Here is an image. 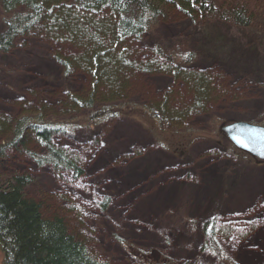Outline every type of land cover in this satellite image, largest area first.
Instances as JSON below:
<instances>
[{
    "label": "rangeland",
    "instance_id": "obj_1",
    "mask_svg": "<svg viewBox=\"0 0 264 264\" xmlns=\"http://www.w3.org/2000/svg\"><path fill=\"white\" fill-rule=\"evenodd\" d=\"M173 11L170 19H159L149 37L176 52L183 48L195 52L180 69L196 74L213 71L212 78L228 89L213 108H207L215 116L205 133L202 121L193 122L200 135L195 134L187 160L161 151L143 125L153 95L168 87L185 90L165 68L169 60L152 56L150 45L144 42L138 61H155L159 68L138 74L129 92L137 103L134 117L121 114L99 124L87 119L83 129L50 138L52 146L78 159L84 177L80 183L71 182L69 172L55 170L50 163L38 166L21 152L20 160L12 157L8 147L0 152V176L28 172L27 196L43 202L44 209H64L68 222L79 230L97 260L110 264H264V234L258 235L264 228V162L229 149L228 157L218 147L227 140L213 130L231 120L264 118V7L248 27L210 18L188 20L186 13ZM59 48L42 34L17 41L0 55V117L34 114V100H46L49 109L58 97L84 94L86 74L80 68L64 73L53 57ZM66 49L77 54L73 48ZM172 57L183 63V55ZM58 112L53 107L52 113ZM166 126L172 129L171 124ZM29 133L24 135L26 147L43 153ZM12 136V130L1 129L0 146L12 141ZM258 181L261 186L247 197L245 186ZM209 218L228 261L201 247L203 238L197 228ZM253 238L257 242H250ZM130 249L145 253L144 259L132 257ZM2 259L0 247V264Z\"/></svg>",
    "mask_w": 264,
    "mask_h": 264
},
{
    "label": "trees",
    "instance_id": "obj_2",
    "mask_svg": "<svg viewBox=\"0 0 264 264\" xmlns=\"http://www.w3.org/2000/svg\"><path fill=\"white\" fill-rule=\"evenodd\" d=\"M263 7L264 0H0V55H5L19 40L44 34L50 42L60 45L53 57L60 61L64 73L80 68L87 76L84 94L71 93L70 98L58 97L52 101L59 111L57 115L52 113L53 106L45 114L38 108L34 114L18 118L0 117V130H12L13 134L12 141L0 146V152L8 147L12 157L18 158L21 152L38 166L50 163L55 170L67 171L79 181L83 172L78 159L52 146L50 138L83 129L87 119L99 124L121 114L133 118L132 110L137 103L129 92L138 82V74L159 68L155 61L146 64L138 61L141 50L137 44L142 46L147 42L158 59L169 60L165 68L173 76V82L180 81L185 90L168 87L153 95L147 103L143 118L148 119L143 125L162 151L187 160L195 134L200 135L193 122L202 121L205 133L215 116L207 108H213L218 98L228 94V89L224 82L212 78L213 71L196 74L180 69L190 63L195 52L184 48L176 52L168 44L153 42L148 35L150 29L159 19L168 20L173 10L199 14L211 21L214 15L226 13L235 23L228 19L221 22L248 27ZM143 31L144 37L140 35ZM66 47L73 48L77 54L69 53ZM156 49L160 50V56L156 55ZM172 55H183V63L175 61ZM66 106L71 110L65 111ZM250 121L264 125V118ZM166 124H171L172 129L167 130ZM213 130L224 139L218 129ZM28 132L43 153L26 147L24 137ZM225 142L218 147L228 157H231L228 149L240 155L228 140ZM218 150L221 157L225 155ZM30 179L25 171L0 176L2 264H103L92 256L85 238L68 222L64 209H44L43 202L27 196L25 190ZM211 226L205 221L200 231L213 238L209 232ZM214 240L210 245L214 244V251L221 256ZM129 251L136 259L144 257L139 251Z\"/></svg>",
    "mask_w": 264,
    "mask_h": 264
},
{
    "label": "water",
    "instance_id": "obj_3",
    "mask_svg": "<svg viewBox=\"0 0 264 264\" xmlns=\"http://www.w3.org/2000/svg\"><path fill=\"white\" fill-rule=\"evenodd\" d=\"M221 130L239 149L264 159V127L237 122Z\"/></svg>",
    "mask_w": 264,
    "mask_h": 264
},
{
    "label": "bare ground",
    "instance_id": "obj_4",
    "mask_svg": "<svg viewBox=\"0 0 264 264\" xmlns=\"http://www.w3.org/2000/svg\"><path fill=\"white\" fill-rule=\"evenodd\" d=\"M187 17H188V20L189 19H193V21H195L197 18H201V19H203L204 17L202 16V15H199V14H190V13H186L185 14ZM173 15H170L169 17H168V19H170V17H172ZM211 16V15H210ZM211 17H213V16H211ZM230 17V15H227L226 13L224 14V15H222V16H216V15H214V17H213V20L214 21H218V22H221V21H224V20H226V19H228L229 21L230 20H232L233 18H229ZM230 23H235L234 21H230ZM142 37H144V35H145V31H143L141 34H140ZM35 36L36 37H41V34H39V33H36L35 34ZM16 37H17V35H16ZM137 46H138V48L139 47H141V44H137ZM143 46V45H142ZM140 49V48H139ZM141 50H143L142 48H141ZM160 52V50L159 49H156V55L157 56H160L161 55V52L158 54V53ZM150 53L152 54V56H155V54L152 52V51H150ZM191 59L193 58V56L192 57H190ZM32 106L31 107H33L32 109H33V111H35L36 109H38L39 108V111H43L44 112V114H45V112L47 111V108H48V103H47V101L46 100H34V101H32ZM48 115V114H47ZM44 131H46L47 133H48V128L47 127H44ZM49 135V134H48ZM159 160H160V158H159ZM263 175V174H262ZM262 177V176H261ZM256 179H258L257 177H256ZM261 185H260V183H259V181L258 182H256L255 184H253V185H251V183H249L247 186H245V188H246V190L245 191H248L249 190V192L246 194V195H248L247 197H250V196H252L253 195V193L255 192V190H256V188L257 187H260ZM264 234V228L260 231V233L258 234V235H263ZM254 239V241H251L250 240V242H257V239L256 238H253ZM241 253V252H240ZM239 254V253H238ZM257 259H260L259 257H257ZM99 261L101 262V263H103V264H110V263H108V262H104V261H101L100 259H99Z\"/></svg>",
    "mask_w": 264,
    "mask_h": 264
}]
</instances>
